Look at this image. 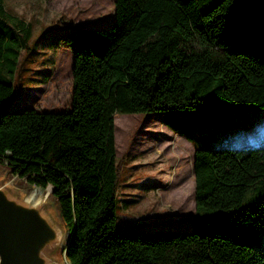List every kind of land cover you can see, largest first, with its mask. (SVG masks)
Instances as JSON below:
<instances>
[{"label":"trees","instance_id":"trees-1","mask_svg":"<svg viewBox=\"0 0 264 264\" xmlns=\"http://www.w3.org/2000/svg\"><path fill=\"white\" fill-rule=\"evenodd\" d=\"M29 37L0 30V162L53 189L71 264H264V146L192 144L196 215L173 232L117 230L115 146V124L131 120L120 115L264 109V0H115L110 28L61 40L73 57L66 111L9 110Z\"/></svg>","mask_w":264,"mask_h":264},{"label":"rangeland","instance_id":"rangeland-1","mask_svg":"<svg viewBox=\"0 0 264 264\" xmlns=\"http://www.w3.org/2000/svg\"><path fill=\"white\" fill-rule=\"evenodd\" d=\"M3 8L8 17L1 18L0 30L17 39L30 34L27 48L21 51L14 80L20 83V92L9 110H69L73 57L71 48L61 40L72 28H110L115 20V0H3ZM2 74L10 79L5 72ZM120 116L131 120L130 125L126 119L119 120L117 127L115 124L120 165L119 232H173L192 228L196 215L193 145L236 149L264 146V109ZM171 128L193 136L188 141L174 134ZM151 142L156 146L148 147ZM0 179L24 195L33 189L42 190L21 182L1 162ZM47 190H42L41 198L60 218L59 206Z\"/></svg>","mask_w":264,"mask_h":264},{"label":"water","instance_id":"water-1","mask_svg":"<svg viewBox=\"0 0 264 264\" xmlns=\"http://www.w3.org/2000/svg\"><path fill=\"white\" fill-rule=\"evenodd\" d=\"M60 218L45 200L28 201L0 179V264H60L72 236Z\"/></svg>","mask_w":264,"mask_h":264},{"label":"bare ground","instance_id":"bare-ground-1","mask_svg":"<svg viewBox=\"0 0 264 264\" xmlns=\"http://www.w3.org/2000/svg\"><path fill=\"white\" fill-rule=\"evenodd\" d=\"M48 195H50L52 193V188L49 187L47 190ZM42 194L43 191L42 190H38V189H33L28 195H25V198L28 201H33L35 203L39 202L42 200ZM67 237V236H66ZM63 251H61L59 253V255L57 256V259L59 260L60 264H70V261L67 258V255L64 253Z\"/></svg>","mask_w":264,"mask_h":264},{"label":"crops","instance_id":"crops-1","mask_svg":"<svg viewBox=\"0 0 264 264\" xmlns=\"http://www.w3.org/2000/svg\"><path fill=\"white\" fill-rule=\"evenodd\" d=\"M176 135H177V134H176ZM192 174H193V171H192ZM193 178H194V181H195V177H193ZM193 178H192V179H193Z\"/></svg>","mask_w":264,"mask_h":264}]
</instances>
